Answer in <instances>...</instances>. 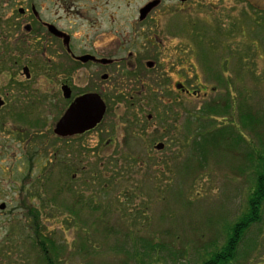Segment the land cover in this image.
I'll return each instance as SVG.
<instances>
[{
  "label": "rangeland",
  "instance_id": "rangeland-1",
  "mask_svg": "<svg viewBox=\"0 0 264 264\" xmlns=\"http://www.w3.org/2000/svg\"><path fill=\"white\" fill-rule=\"evenodd\" d=\"M71 1L76 46H110L114 30L109 17L115 12L116 44H134L135 49L151 39L158 44L150 47L160 62L148 73L152 90L148 87L147 93L152 94L116 102L111 96L114 77L102 83L109 95L103 123L74 139L70 152L56 148L57 162L67 155L75 174L68 189L58 182L59 163L43 170L53 145L39 146L36 139L41 170L34 190L37 171L32 164L27 167L29 153L9 140L10 155L0 156V204L6 202L0 210V264H39L41 254L33 244L37 233L56 264H202L210 252L222 249L227 225L246 214L263 171L254 157L264 155V11L241 0H189L180 9L163 0L152 15L153 28L161 30L147 35L145 25L136 21L139 9L152 0H100V36L93 39L95 33L83 24V5L90 0ZM18 3L27 2L0 0V15ZM172 20L183 32L194 31L179 36L167 28ZM194 43L201 56H195L198 82L187 81L191 66L186 60L182 76L173 79L206 85V92L179 101L161 98L164 70L169 84L174 82L171 70L178 69L169 62L174 46L190 48L191 56ZM226 71L227 81L219 82ZM77 76L74 85L86 87ZM212 104L219 106L213 114L208 110ZM43 113L39 130L56 116L54 110ZM250 117L258 118V124ZM220 129L231 135H221ZM210 139H216V146ZM159 143L162 149L156 148ZM246 229L239 263L264 264V202L259 220Z\"/></svg>",
  "mask_w": 264,
  "mask_h": 264
},
{
  "label": "flooded vegetation",
  "instance_id": "flooded-vegetation-1",
  "mask_svg": "<svg viewBox=\"0 0 264 264\" xmlns=\"http://www.w3.org/2000/svg\"><path fill=\"white\" fill-rule=\"evenodd\" d=\"M10 1L7 0V2ZM25 1L26 5L13 4L8 13L2 12L0 15V136H2L1 142L3 143L0 146V156L5 153L10 155L9 140L11 142L15 140L16 146L23 145L24 152L29 153L26 161L27 167L29 168L32 164L30 168L35 166L37 171V176L32 184L33 189L36 190L39 170H41L39 167L41 164L38 163L40 156L37 158L41 149L40 152L34 150L36 139L39 146L44 145L45 147L46 142L49 143L48 146L53 145L50 149L52 159H48L47 163L45 162L46 165L43 162V170L50 167L58 168L56 148L61 147L63 150L68 148L70 152V143L74 139L82 138L103 123L109 110V95L103 92L104 85L102 83H108L114 77L113 89L115 91L111 96L116 102H124L125 99L131 101L136 98H147L148 94H152L151 91L147 93L148 87L151 89L147 81L148 73L160 62L150 49V47L158 46L152 39L149 44L143 45L142 49H135L134 44L130 46L122 43L116 44V12L109 17L114 30V41L110 46L94 42L91 45L82 43L80 46H76L70 18L73 9L71 0ZM153 1H157L156 5L145 15L141 12L144 7L139 9V18L136 21V23L145 25L144 31L147 35L154 30H161L153 28L152 15L157 13V9L163 5V0H152L148 3ZM167 1L176 2L174 4L180 9L189 0ZM241 1L246 5L250 4L247 0ZM100 3V0H90L89 3L83 5L85 17L83 24L87 25L89 32L95 33L93 39L100 36L98 35L101 26L99 19L101 20L103 17V13L100 12L102 8ZM254 9L256 8L254 7ZM173 21L169 24L170 27L167 25V28L179 36L189 34L190 30L194 31L191 27L188 31L183 32L184 28L179 27V24H174ZM190 24L192 23L190 22ZM243 31L242 29L241 32ZM148 40L147 37L146 41ZM176 47L174 46L172 50L171 60H168L173 62L172 65L175 68H178L176 71L174 68L171 70L172 80L174 81V74L182 76L181 70H185L186 60L187 64L191 66L189 70L187 68V78H189L187 81L192 82L191 79L194 78L198 82L199 63L195 56H201H197L200 53H196L195 43L192 46L195 54L191 56H188V53L192 51L189 50L190 48L179 49ZM169 51L171 50H168L166 46L167 57ZM41 56L44 59H41ZM226 59H228V63L231 62L229 57ZM200 61L203 63V58H200ZM228 63L226 61V65ZM81 69L82 73L77 76ZM164 71L166 76H164L165 82L162 84L166 85V88L165 91H159L161 98L163 95L171 101H179L184 95L185 97L199 96L201 92L207 90L206 85L199 84L200 86L194 87L190 84L188 86L179 80L168 84L167 71ZM74 75L79 80H85L86 87L77 88L74 85ZM227 77L226 71L219 82L227 81ZM216 78L220 79L218 76ZM87 94H97L105 102L106 113L103 120L95 128L83 133L57 134L56 126L59 120L77 98ZM37 109H41V111ZM47 109L54 110L55 120L50 124L47 121L46 128L39 130L37 129L38 116L46 117L43 112ZM52 140L55 141L54 144L51 143ZM31 142H33L32 146H30ZM63 154L66 155L65 152ZM34 158L37 160L35 161ZM71 166L67 155L65 160L59 163L58 182L61 188H70V184L75 179V174L71 173ZM0 170L4 171L1 168ZM5 208L6 202H1L0 210L3 211Z\"/></svg>",
  "mask_w": 264,
  "mask_h": 264
},
{
  "label": "trees",
  "instance_id": "trees-1",
  "mask_svg": "<svg viewBox=\"0 0 264 264\" xmlns=\"http://www.w3.org/2000/svg\"><path fill=\"white\" fill-rule=\"evenodd\" d=\"M217 104H212V107L208 108L209 113H216L218 110ZM249 113H246L243 120L245 122L249 121ZM251 123L258 124L259 119H252L250 117ZM260 124V123H259ZM227 129V128H226ZM225 131L220 129L219 131H224L223 134L227 133V135H231L228 130ZM218 132V129L214 130V132ZM231 131V130H230ZM213 132V131H212ZM232 132V131H231ZM243 138V137H242ZM207 140V139H206ZM210 143L212 146H216V139H210ZM251 157V154L249 153ZM254 158H257L255 166L262 167L263 171L256 177L255 191L252 193L249 202H248V210L244 216L236 223H229L227 225V233L228 236L224 240V245L222 249L217 251L210 252L209 258H205L202 264H242L239 263L240 253V245L244 240L245 231L248 226H252L255 222H257L260 218V211L262 210V204L264 202V155L263 153H258V155ZM61 189V188H60ZM33 211V210H32ZM35 214L36 211H33ZM243 221L242 223H240ZM35 236L36 240H34L35 247L37 246L39 250L40 263L39 264H56L55 260L50 256V251L46 246V242L43 240L44 236L37 233ZM245 264V263H244Z\"/></svg>",
  "mask_w": 264,
  "mask_h": 264
},
{
  "label": "water",
  "instance_id": "water-1",
  "mask_svg": "<svg viewBox=\"0 0 264 264\" xmlns=\"http://www.w3.org/2000/svg\"><path fill=\"white\" fill-rule=\"evenodd\" d=\"M253 7L264 11V0H247ZM157 1L148 3L141 9L143 15L156 5ZM84 59V58H83ZM107 62L106 60H102ZM106 113V104L97 94H87L77 98L56 126V133L79 134L95 128L102 120ZM157 149H162L163 144L156 145Z\"/></svg>",
  "mask_w": 264,
  "mask_h": 264
}]
</instances>
